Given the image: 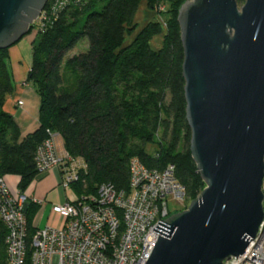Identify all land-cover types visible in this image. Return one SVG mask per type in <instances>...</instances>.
<instances>
[{
	"label": "trees",
	"instance_id": "16d2710c",
	"mask_svg": "<svg viewBox=\"0 0 264 264\" xmlns=\"http://www.w3.org/2000/svg\"><path fill=\"white\" fill-rule=\"evenodd\" d=\"M55 1L49 0L41 22L44 31L32 43L26 82L41 98L40 126L25 137L4 109L15 82L9 49L0 50V172L19 176L25 192L40 175L37 149L53 131L61 134L71 156L87 165L72 183L79 198L98 195L103 183L128 189L132 158L149 168L174 165L187 200L197 198L206 185L190 150L178 21L187 0H146L161 14L166 32L162 21H150L131 43L127 39L138 29L135 20L143 0H68L54 13ZM162 34L160 47L153 48L152 41ZM83 40L86 50L65 60ZM149 145L156 147L153 153ZM38 212L39 206L30 202V236L36 232Z\"/></svg>",
	"mask_w": 264,
	"mask_h": 264
},
{
	"label": "water",
	"instance_id": "95a60500",
	"mask_svg": "<svg viewBox=\"0 0 264 264\" xmlns=\"http://www.w3.org/2000/svg\"><path fill=\"white\" fill-rule=\"evenodd\" d=\"M48 2L0 0V50L28 35ZM178 21L190 150L206 186L160 220L146 263L224 264L264 219V0H187Z\"/></svg>",
	"mask_w": 264,
	"mask_h": 264
},
{
	"label": "built area",
	"instance_id": "2783aa9c",
	"mask_svg": "<svg viewBox=\"0 0 264 264\" xmlns=\"http://www.w3.org/2000/svg\"><path fill=\"white\" fill-rule=\"evenodd\" d=\"M67 1L56 0L52 11L61 10ZM46 18L44 10L37 21L39 32ZM59 138L60 133L49 132L37 149L36 163L41 174L58 170L60 184L69 190L87 165L65 148L59 150ZM7 176L0 172V264H147L160 236L154 229L161 219L181 211L187 200L174 165L149 168L132 158L128 189L103 183L98 195L50 203L51 211L64 218L63 225L38 227L35 218L36 232L30 236L26 203H47L21 191L19 183L12 187ZM224 264H264V219L245 252Z\"/></svg>",
	"mask_w": 264,
	"mask_h": 264
},
{
	"label": "crops",
	"instance_id": "0c3cea01",
	"mask_svg": "<svg viewBox=\"0 0 264 264\" xmlns=\"http://www.w3.org/2000/svg\"><path fill=\"white\" fill-rule=\"evenodd\" d=\"M29 41L31 44L33 43V39H29ZM22 59V49L19 45L16 44L9 49V68L15 82V90L8 97L4 109L14 116L20 127L21 136L25 137L40 126L41 98L33 86L23 84L27 78L22 80L19 65V63H22ZM30 69L31 65L28 73ZM19 101H23V105H19ZM62 145V148H64L63 139ZM7 179L12 187L16 186L20 180L17 175H8ZM60 181L61 178L58 170L44 172L40 173L27 189L30 197L39 201L43 200L47 203L42 207L41 204H38L39 212L36 217L38 227L46 225L54 227L62 226L64 218L51 211L50 203H63L77 197L73 189H65L60 184Z\"/></svg>",
	"mask_w": 264,
	"mask_h": 264
},
{
	"label": "rangeland",
	"instance_id": "374dc122",
	"mask_svg": "<svg viewBox=\"0 0 264 264\" xmlns=\"http://www.w3.org/2000/svg\"><path fill=\"white\" fill-rule=\"evenodd\" d=\"M243 4H240V6H242ZM164 8H165L164 5L161 6V10H163ZM154 20L162 21L163 22V30L166 32V24H165V21L162 19L161 14L160 13L158 14L157 12L151 10L148 7L147 1L143 0L140 4L139 10H138L137 15H136V20H135V22L139 24L138 29L132 35L128 36L127 43H131L132 40L137 35V33L139 32V30L141 28H143L148 22L154 21ZM37 21L35 22L31 32L28 35H26L25 37H23L17 43V45H19L22 49V56H23L22 63H19L20 72L22 75V80L27 78L28 70H29L31 62H32L33 50H32V44L30 43L29 39H33V41H34V39L39 34V33H37V32H39V30H38L39 23ZM163 36H164V34L156 37L152 41V47L153 48L157 49L158 47H160V45L162 43ZM87 46H88L87 41H85V40L81 41L79 44H77V46L75 48L71 49L67 53V55L65 56V60L76 55V54H78V53H80L81 51H85ZM62 147H63L62 139L59 138V142H58L59 150H62L63 149ZM147 149L150 153H153L156 150V147L149 145ZM193 200H186V204L182 207L183 209L181 211L187 209ZM181 211L179 210V211H176L175 213L181 212Z\"/></svg>",
	"mask_w": 264,
	"mask_h": 264
},
{
	"label": "bare ground",
	"instance_id": "6f19581e",
	"mask_svg": "<svg viewBox=\"0 0 264 264\" xmlns=\"http://www.w3.org/2000/svg\"><path fill=\"white\" fill-rule=\"evenodd\" d=\"M10 49V48H9Z\"/></svg>",
	"mask_w": 264,
	"mask_h": 264
}]
</instances>
